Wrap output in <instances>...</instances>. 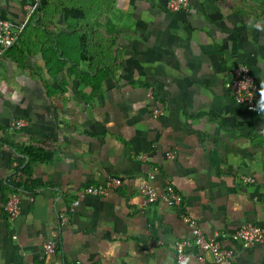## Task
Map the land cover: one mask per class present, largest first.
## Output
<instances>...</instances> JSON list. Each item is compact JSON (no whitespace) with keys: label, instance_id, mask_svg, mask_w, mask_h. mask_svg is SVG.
Returning <instances> with one entry per match:
<instances>
[{"label":"crops","instance_id":"obj_1","mask_svg":"<svg viewBox=\"0 0 264 264\" xmlns=\"http://www.w3.org/2000/svg\"><path fill=\"white\" fill-rule=\"evenodd\" d=\"M165 2L0 0L19 31L0 58V264H198L193 246L188 263L175 258V243L191 237L178 211L143 205L141 188L165 183L208 237L234 250L235 264H264V243L232 238L244 224L264 227V0H190L175 12ZM64 6L77 15L64 18ZM236 63L259 83L261 114L225 87ZM15 119L26 125L6 131ZM21 146L52 158L31 163L11 220L3 204ZM109 175L123 180L118 190L78 197Z\"/></svg>","mask_w":264,"mask_h":264},{"label":"built area","instance_id":"obj_2","mask_svg":"<svg viewBox=\"0 0 264 264\" xmlns=\"http://www.w3.org/2000/svg\"><path fill=\"white\" fill-rule=\"evenodd\" d=\"M190 0H166L165 8L170 12L186 10ZM37 3L33 5V9ZM33 9L27 13V18L31 15ZM17 30H14L9 21L0 16V58L14 44L18 37ZM225 87L231 94L233 100L246 108L261 114L262 111L257 107L255 99L259 90V83L250 71L247 64L236 63L229 71L225 80ZM146 95L153 98L155 93L152 88H147ZM164 112L161 107H156L152 110L153 116H160ZM26 125L23 119H15L8 126L6 131H14ZM260 136L264 138V114L263 126L259 130ZM2 132L0 131V140ZM168 158L175 157L174 151L166 152ZM139 159H144V156H138ZM15 181L19 183H27V177L21 170L15 171ZM242 182H253L251 177H243ZM123 184V180L116 175H109L103 182L96 184H86L78 191V197L86 196H104L109 192L118 190ZM21 189L12 190L7 196L3 209L9 219H14L19 215L21 210ZM143 195V205L147 206L156 202H163L175 208L180 218L185 222L189 229L190 239H181L175 243V258L178 262L188 263L192 259V254L188 251L189 246H193L198 250L194 257L198 264H207L204 253H208L214 264H235V252L232 248L223 246L221 242L213 237H208L202 230L199 222L189 215L183 209L182 194L170 183H165L159 188H155L151 184H145L141 188ZM72 208L61 211L57 214L55 227L51 231L50 237L42 243V249L45 254H52L58 244L62 228L68 225L70 221V212ZM15 238V236H13ZM232 238L239 241L243 246H251L257 243H264V227L247 223L239 227Z\"/></svg>","mask_w":264,"mask_h":264},{"label":"trees","instance_id":"obj_3","mask_svg":"<svg viewBox=\"0 0 264 264\" xmlns=\"http://www.w3.org/2000/svg\"><path fill=\"white\" fill-rule=\"evenodd\" d=\"M66 11H68V13ZM67 15H71L75 17L77 15V10L75 9L66 10V8L63 7L62 16L66 18ZM18 153L20 157L18 159L16 170H21L26 175L27 181L29 180L30 177L31 163L37 161L43 162L50 160L52 158V153L44 152L41 149L35 148L33 146H21L18 150ZM26 187H27L26 183H19L17 181H14L11 191L15 189H24Z\"/></svg>","mask_w":264,"mask_h":264},{"label":"rangeland","instance_id":"obj_4","mask_svg":"<svg viewBox=\"0 0 264 264\" xmlns=\"http://www.w3.org/2000/svg\"><path fill=\"white\" fill-rule=\"evenodd\" d=\"M70 1H71V0H70ZM61 2H62V3H66V2H67V0H61ZM64 7H65V6H64Z\"/></svg>","mask_w":264,"mask_h":264}]
</instances>
